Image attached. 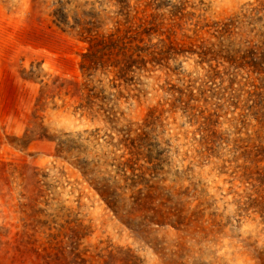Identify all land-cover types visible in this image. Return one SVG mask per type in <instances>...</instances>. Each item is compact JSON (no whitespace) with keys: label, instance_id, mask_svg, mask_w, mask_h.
I'll return each instance as SVG.
<instances>
[{"label":"rangeland","instance_id":"1","mask_svg":"<svg viewBox=\"0 0 264 264\" xmlns=\"http://www.w3.org/2000/svg\"><path fill=\"white\" fill-rule=\"evenodd\" d=\"M257 1L0 0V264H264Z\"/></svg>","mask_w":264,"mask_h":264},{"label":"trees","instance_id":"2","mask_svg":"<svg viewBox=\"0 0 264 264\" xmlns=\"http://www.w3.org/2000/svg\"><path fill=\"white\" fill-rule=\"evenodd\" d=\"M245 19L248 20V24L252 23H260L264 18V0H258L257 4L254 6H251L246 14L243 15ZM244 19V20H245ZM243 19L238 20L237 18H229L225 21H218L215 22L212 25H207L208 30H212L218 33L219 36H229L231 37L232 30L237 27V24L242 22ZM151 23V21H149ZM143 23H141L139 26H142ZM145 30V27H143ZM150 30V29H148ZM148 30H145L147 32ZM155 32V31H153ZM264 32L260 33V36H262ZM262 46H264V40H262ZM117 48V54L122 55V58H116L113 63H110L111 66H119L120 71L119 72H125L126 70H131V67L134 65L133 62H137V60H140L142 66H145V62H148L149 59L144 58V56L141 55V53H147L150 55L151 60L156 58V55L159 53L158 51L160 49L157 48L154 44L148 47H139L134 51H130V48L124 38H120L115 35V33H109L107 35H100L97 37H93V39L90 41L89 44V53L91 55H94L97 59L103 58L104 56L108 55L109 51H114V49ZM260 46H251L249 44H244L243 53L241 54L240 58L245 60L248 66L252 67L253 71L257 73H261L264 71V50L260 49ZM207 51H202L201 53L203 55L207 54ZM241 49H233L234 54ZM134 53L137 57L134 56ZM122 63V65H120Z\"/></svg>","mask_w":264,"mask_h":264}]
</instances>
